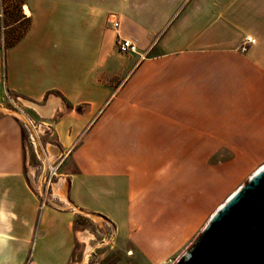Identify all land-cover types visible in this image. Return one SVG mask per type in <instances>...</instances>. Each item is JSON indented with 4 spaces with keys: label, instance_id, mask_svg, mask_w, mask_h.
<instances>
[{
    "label": "crops",
    "instance_id": "obj_1",
    "mask_svg": "<svg viewBox=\"0 0 264 264\" xmlns=\"http://www.w3.org/2000/svg\"><path fill=\"white\" fill-rule=\"evenodd\" d=\"M17 1L20 19L0 23V264H69L77 211L102 215L139 264H164L178 247L166 227V156L264 141V0ZM116 33L136 52L120 54ZM245 36L255 42L240 52ZM5 91L51 126L50 155L69 157L46 198L69 211L40 207L41 172L26 173Z\"/></svg>",
    "mask_w": 264,
    "mask_h": 264
},
{
    "label": "rangeland",
    "instance_id": "obj_2",
    "mask_svg": "<svg viewBox=\"0 0 264 264\" xmlns=\"http://www.w3.org/2000/svg\"><path fill=\"white\" fill-rule=\"evenodd\" d=\"M1 1L3 14L0 23L6 26L19 20L18 1ZM27 27L28 23L22 20L5 31L2 46L5 48L13 44ZM7 110L5 111L8 113ZM30 114L36 121L38 120L32 112ZM22 136L26 140L23 130ZM47 140V136L44 137V141ZM231 143L232 150L225 151L220 156L184 158L166 156V227L170 225L173 229L168 232L176 231L178 234H176L178 239L174 243L178 247L167 255L164 264H174L196 239L215 210L264 164V141ZM25 144L26 173L32 169L36 176L41 164L33 148L27 145V142ZM68 160L69 157L60 167L62 172H65ZM180 193L184 200L179 204ZM47 203L59 211H69L68 205L63 203L50 199H47ZM183 217L185 225L178 230V221L179 219L182 221ZM105 220L100 214L74 212L73 229L76 243L69 264H139L136 255H128L118 241L114 243L110 241L108 238L110 230L105 226Z\"/></svg>",
    "mask_w": 264,
    "mask_h": 264
},
{
    "label": "water",
    "instance_id": "obj_3",
    "mask_svg": "<svg viewBox=\"0 0 264 264\" xmlns=\"http://www.w3.org/2000/svg\"><path fill=\"white\" fill-rule=\"evenodd\" d=\"M174 264H264V164L224 200Z\"/></svg>",
    "mask_w": 264,
    "mask_h": 264
},
{
    "label": "built area",
    "instance_id": "obj_4",
    "mask_svg": "<svg viewBox=\"0 0 264 264\" xmlns=\"http://www.w3.org/2000/svg\"><path fill=\"white\" fill-rule=\"evenodd\" d=\"M2 2V1H1ZM3 14V5L0 4V18ZM109 26L117 32L119 23L118 21L108 20ZM255 40L249 36H245L239 45L240 52H246L250 45L254 44ZM116 49L120 54L135 53L136 46L130 39L121 38L116 33L115 38ZM4 101L8 106L9 112L17 117L18 122L22 126V130L25 132V141L27 145L33 148V152L40 162L41 172V190L40 196L42 198L40 207L47 204V195L50 192L52 186L59 178V169L63 163L64 155L52 156L47 150V146H55L53 141H44L46 135L52 136L51 126L44 122L36 121L30 114V109L22 103L20 98L8 91L4 92ZM112 241V232L110 237Z\"/></svg>",
    "mask_w": 264,
    "mask_h": 264
},
{
    "label": "bare ground",
    "instance_id": "obj_5",
    "mask_svg": "<svg viewBox=\"0 0 264 264\" xmlns=\"http://www.w3.org/2000/svg\"><path fill=\"white\" fill-rule=\"evenodd\" d=\"M24 10H25V12H27L26 9H24ZM260 167H261V166H260ZM257 169H258V168H257ZM257 169H256V170H257ZM256 170H255V171H256ZM59 195H60V196H59ZM58 196L61 197V199H62V201H63L62 194H58ZM65 201H66V200H65ZM86 241H87V239L84 240V242H86Z\"/></svg>",
    "mask_w": 264,
    "mask_h": 264
}]
</instances>
